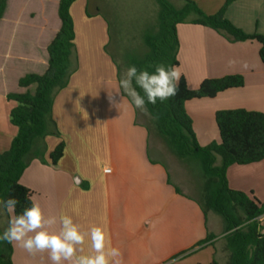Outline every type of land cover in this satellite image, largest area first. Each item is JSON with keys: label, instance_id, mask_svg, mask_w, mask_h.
I'll return each mask as SVG.
<instances>
[{"label": "crops", "instance_id": "crops-1", "mask_svg": "<svg viewBox=\"0 0 264 264\" xmlns=\"http://www.w3.org/2000/svg\"><path fill=\"white\" fill-rule=\"evenodd\" d=\"M190 1L211 16L226 0ZM47 2L9 0L0 21V153L10 149L18 134L11 122L17 103L8 95L27 91L18 84L21 78L46 72L47 47L61 27V22L58 26L46 17ZM53 3L58 11L59 0ZM101 13L96 6L89 19L98 20L106 34L108 24ZM226 19L249 35L264 36V0H238L227 9ZM177 35V68L189 89H198L205 79L230 75L245 81L244 87L213 99L186 103L200 146L220 142L217 112L244 109L264 114V65L257 42L230 43L213 29L192 24L178 25ZM76 40L77 35L75 44ZM92 42L89 36L68 86L54 98L50 132L60 136L35 141L34 150L43 155L30 162L20 183L32 191V201L46 216L59 218L67 212L84 230L106 225L112 245L122 252V264H229L224 227L215 226L219 229L215 232L210 212L205 215L201 207L204 183L191 174L198 167L192 159L180 160L170 151L148 124L149 114L131 106L128 97L121 99L117 92L121 71L106 51L108 42L101 44V54L95 53ZM61 142L64 156L53 165L50 155ZM177 162L184 163L187 173ZM227 181L230 189L264 203V160L230 166ZM12 216L3 213V229ZM260 222L264 232V220ZM208 234L215 238L204 248L196 247ZM12 246L13 264H52L47 252L32 255Z\"/></svg>", "mask_w": 264, "mask_h": 264}, {"label": "trees", "instance_id": "trees-1", "mask_svg": "<svg viewBox=\"0 0 264 264\" xmlns=\"http://www.w3.org/2000/svg\"><path fill=\"white\" fill-rule=\"evenodd\" d=\"M9 0H0V21ZM77 0H59V32L47 47L48 68L43 75L28 74L19 80L25 93H13L8 99L17 103L11 112V122L18 128L8 151L0 153V200L16 198L19 203L14 214L30 207L32 191L24 187L21 177L33 159L43 153L34 150L38 139L60 134L50 132L52 110L56 94L66 88L75 71L72 57L75 51V27L71 8ZM184 5L177 9L172 0H158L160 29L155 35L145 37L147 51L141 58L130 61L129 66L153 71L156 65L178 67L179 40L177 26L199 25L211 28L230 43L255 41L260 45L259 57L264 65V36L249 35L226 19L227 9L238 0H226L215 15L207 16L196 3L181 0ZM245 85L243 76L230 75L218 79H205L198 89H189L184 78L178 83L176 96L148 104L149 116L154 129L168 143L170 151L180 160L194 159L199 163L204 177V200L201 203L206 215L214 212L224 221V239L230 252L229 264H264V232L260 219L264 216V203L243 192L229 188L227 170L233 165H250L264 160V114L244 109L224 110L216 113L220 142L207 147L199 145L193 131V120L186 111V103L192 100L213 99L220 93ZM34 88L33 91H30ZM65 153L61 142L50 155L56 165ZM218 158L221 164L218 165ZM177 192H179L177 190ZM0 209V234L3 229ZM215 238L208 234L196 247L204 248ZM13 246L0 241V264H13ZM216 264V263H215Z\"/></svg>", "mask_w": 264, "mask_h": 264}, {"label": "clouds", "instance_id": "clouds-1", "mask_svg": "<svg viewBox=\"0 0 264 264\" xmlns=\"http://www.w3.org/2000/svg\"><path fill=\"white\" fill-rule=\"evenodd\" d=\"M181 75L179 68L163 64L156 65L153 71L131 65L119 79L117 92L121 99L128 97L131 106L147 115L148 104L162 103L177 95ZM109 101H114L112 94ZM18 203L14 197L0 200V209L15 213ZM0 241L15 244L32 255L47 252L52 264H122V252L112 245L106 225L84 230L69 213L64 212L59 218L46 216L34 201L12 216Z\"/></svg>", "mask_w": 264, "mask_h": 264}, {"label": "rangeland", "instance_id": "rangeland-1", "mask_svg": "<svg viewBox=\"0 0 264 264\" xmlns=\"http://www.w3.org/2000/svg\"><path fill=\"white\" fill-rule=\"evenodd\" d=\"M46 1H48L46 5V17L50 19L51 22H56L59 26L58 11L56 7H54L53 0ZM172 3L177 9L184 5L181 0H172ZM96 6L101 9V18L103 19L105 17L107 20L108 29L106 34L97 26L98 20L93 21L89 19ZM160 11L161 6L158 0H77L71 8V15L77 35L75 51L72 57L73 65L77 66L79 64V62L77 64L78 59L83 57L86 53L84 46L87 44V40L90 36V38L92 37L95 41L91 43V47L95 50L96 54H101V44L105 41L108 42L109 46L106 51L110 54L109 57L117 62L122 77L129 67L130 61L135 58H141L147 51L144 42L145 37L147 35H155L159 32ZM81 63L82 62H80V64ZM147 122L154 129V121L150 117ZM155 156L157 157V155ZM162 159L166 164L170 163V161L166 160L164 157H162ZM174 159L175 162L178 161L176 157ZM192 161H194L198 167V172L195 170L192 171V177L198 183L200 182L203 184L204 177L200 170L199 163L194 159H192ZM177 163L183 166V162ZM217 164H221L220 158H218ZM183 167L185 168L184 171L187 173L188 168L186 166ZM195 197L198 198L197 193ZM203 197L204 195H202L201 201L204 200ZM209 222L215 232L219 230L215 228V226L224 227L223 219L214 212L209 213ZM217 257L220 259L222 258L220 250Z\"/></svg>", "mask_w": 264, "mask_h": 264}, {"label": "built area", "instance_id": "built-area-1", "mask_svg": "<svg viewBox=\"0 0 264 264\" xmlns=\"http://www.w3.org/2000/svg\"><path fill=\"white\" fill-rule=\"evenodd\" d=\"M110 172H111V170H110V169H107V170H106V173H110Z\"/></svg>", "mask_w": 264, "mask_h": 264}]
</instances>
